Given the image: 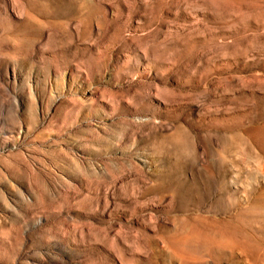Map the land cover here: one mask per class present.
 Listing matches in <instances>:
<instances>
[{"label":"rangeland","instance_id":"374dc122","mask_svg":"<svg viewBox=\"0 0 264 264\" xmlns=\"http://www.w3.org/2000/svg\"><path fill=\"white\" fill-rule=\"evenodd\" d=\"M0 264H264V0H0Z\"/></svg>","mask_w":264,"mask_h":264}]
</instances>
